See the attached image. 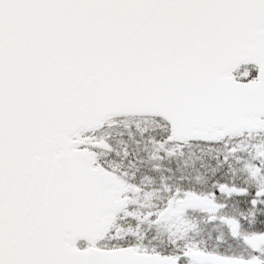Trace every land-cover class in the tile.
Here are the masks:
<instances>
[{
  "label": "snow or ice",
  "instance_id": "1",
  "mask_svg": "<svg viewBox=\"0 0 264 264\" xmlns=\"http://www.w3.org/2000/svg\"><path fill=\"white\" fill-rule=\"evenodd\" d=\"M0 264H264V0H0Z\"/></svg>",
  "mask_w": 264,
  "mask_h": 264
}]
</instances>
